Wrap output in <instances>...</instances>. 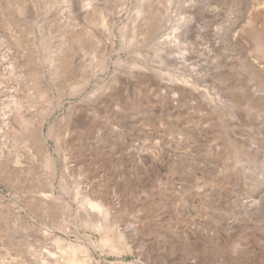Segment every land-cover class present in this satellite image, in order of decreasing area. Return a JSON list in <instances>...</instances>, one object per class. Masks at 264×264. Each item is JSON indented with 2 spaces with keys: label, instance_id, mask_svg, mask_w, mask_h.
I'll return each instance as SVG.
<instances>
[{
  "label": "rangeland",
  "instance_id": "rangeland-1",
  "mask_svg": "<svg viewBox=\"0 0 264 264\" xmlns=\"http://www.w3.org/2000/svg\"><path fill=\"white\" fill-rule=\"evenodd\" d=\"M9 95L0 264H264V0H0Z\"/></svg>",
  "mask_w": 264,
  "mask_h": 264
},
{
  "label": "bare ground",
  "instance_id": "bare-ground-1",
  "mask_svg": "<svg viewBox=\"0 0 264 264\" xmlns=\"http://www.w3.org/2000/svg\"><path fill=\"white\" fill-rule=\"evenodd\" d=\"M31 88L33 90H35L39 96H43L47 90L45 84L41 80H33L30 83V89ZM19 95H21V94H19ZM32 114L30 113L29 108L21 107V104H20V102L18 103V99L16 97H14V96L12 97V95H9V104L6 105V108H4L3 111L0 110V134L3 133V136L5 137V135L7 133L19 131L20 134L24 135V139H26V141L29 140V141H31V143L35 144V147H36L35 149H37L38 153H40L42 156H45L46 134H45L44 129H43L44 128L43 127V120L38 119L35 121L34 126H30L28 124V121H30V119L32 118ZM33 116L35 117V115H33ZM12 136H13V134H12ZM22 140H23V138H22ZM23 147H25V146L23 145ZM32 147H33V144H32ZM3 150H4V147L2 148L1 152H3ZM18 151H19V149H18ZM23 152H26V151H23ZM21 153H22V151H21ZM27 153H28V151H27ZM24 155H25V153H24ZM6 166L10 167V165H8V164H6ZM6 166H5V168H6ZM85 204L88 208L90 207L91 209H94L97 211L102 210V207L104 205L100 202H96V201H92V200H86Z\"/></svg>",
  "mask_w": 264,
  "mask_h": 264
}]
</instances>
